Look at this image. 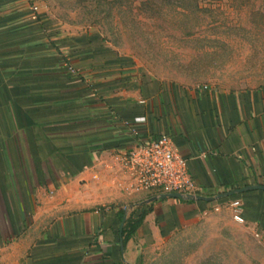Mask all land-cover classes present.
Segmentation results:
<instances>
[{
    "label": "crops",
    "instance_id": "crops-1",
    "mask_svg": "<svg viewBox=\"0 0 264 264\" xmlns=\"http://www.w3.org/2000/svg\"><path fill=\"white\" fill-rule=\"evenodd\" d=\"M160 133L196 194L264 185V84L162 81L94 28L66 30L35 0H0V264H130L139 245L218 202L239 205L264 241V190L207 201L118 189L111 154ZM142 204L121 251L120 221Z\"/></svg>",
    "mask_w": 264,
    "mask_h": 264
},
{
    "label": "rangeland",
    "instance_id": "rangeland-1",
    "mask_svg": "<svg viewBox=\"0 0 264 264\" xmlns=\"http://www.w3.org/2000/svg\"><path fill=\"white\" fill-rule=\"evenodd\" d=\"M35 1L66 30L94 28L159 80L229 90L264 84V0ZM130 264H264V241L218 202L139 245Z\"/></svg>",
    "mask_w": 264,
    "mask_h": 264
},
{
    "label": "built area",
    "instance_id": "built-area-1",
    "mask_svg": "<svg viewBox=\"0 0 264 264\" xmlns=\"http://www.w3.org/2000/svg\"><path fill=\"white\" fill-rule=\"evenodd\" d=\"M68 69L74 72L71 66ZM123 124L132 135H137L136 127L127 121H123ZM111 158L116 175L114 183L124 193L154 190L159 194H196L197 187L188 172L185 158L165 133L156 135L148 142L135 140L127 148L114 151ZM91 178L96 180L97 175L93 173ZM231 211L234 219L242 222L240 206H232Z\"/></svg>",
    "mask_w": 264,
    "mask_h": 264
},
{
    "label": "water",
    "instance_id": "water-1",
    "mask_svg": "<svg viewBox=\"0 0 264 264\" xmlns=\"http://www.w3.org/2000/svg\"><path fill=\"white\" fill-rule=\"evenodd\" d=\"M252 189L264 190V185L263 184L246 185V186L239 187V188H233V189L227 190L225 192L218 193V194L213 195V196H203L201 194H195V195H192V194H181V193L173 192V193H162V194H159L158 197H160V198H166V197L179 198V199H186V200H207V201H212V200H216L218 198L224 197V196H230V195H233L235 193H240V192H243V191H246V190H252ZM124 219H125V216H123L121 221H120L119 233H120V231L122 229V225H123ZM119 246H120V250L123 251V241H122L121 236L119 238Z\"/></svg>",
    "mask_w": 264,
    "mask_h": 264
},
{
    "label": "trees",
    "instance_id": "trees-1",
    "mask_svg": "<svg viewBox=\"0 0 264 264\" xmlns=\"http://www.w3.org/2000/svg\"><path fill=\"white\" fill-rule=\"evenodd\" d=\"M150 210L148 206L141 205L135 216H128L122 226V239L125 242L134 232V230L141 224L143 217ZM123 211H121V216Z\"/></svg>",
    "mask_w": 264,
    "mask_h": 264
}]
</instances>
